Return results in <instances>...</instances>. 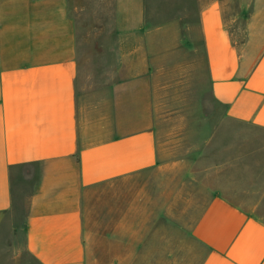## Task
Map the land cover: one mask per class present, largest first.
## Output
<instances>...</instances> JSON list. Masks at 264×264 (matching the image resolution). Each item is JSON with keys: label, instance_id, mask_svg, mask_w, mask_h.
<instances>
[{"label": "crops", "instance_id": "crops-1", "mask_svg": "<svg viewBox=\"0 0 264 264\" xmlns=\"http://www.w3.org/2000/svg\"><path fill=\"white\" fill-rule=\"evenodd\" d=\"M192 4L152 21L146 0H112L92 57L62 0H0V264H264V139L208 163L211 135L171 163L157 132L178 70L158 56L178 51L204 58L229 135L264 134V0ZM102 185L129 194L90 211Z\"/></svg>", "mask_w": 264, "mask_h": 264}, {"label": "rangeland", "instance_id": "rangeland-1", "mask_svg": "<svg viewBox=\"0 0 264 264\" xmlns=\"http://www.w3.org/2000/svg\"><path fill=\"white\" fill-rule=\"evenodd\" d=\"M233 0L234 12L238 10V2ZM67 13L73 19L77 29L79 40L90 41L87 48L89 54L94 57L99 52L94 44L99 35L109 29L111 25L112 0H62ZM147 14L150 20L166 21L177 19L184 15L188 6H192L193 0H146ZM236 14V13H235ZM166 58V59H165ZM163 59H165L163 61ZM158 62H165V67L171 70L170 76L163 79L168 88L163 92L164 101L160 108L162 122L158 125L159 142L162 149L169 155L171 163L181 161L184 158L194 159L204 151L208 138L214 135L212 145L207 152H211L210 161L218 162L225 157L224 148L233 144L235 155L245 152L251 146L264 139V134L259 130L235 124L233 135H229L220 124L221 109L214 102L207 76L204 58L194 59L187 54H180L178 51L168 56L159 55ZM96 59L90 62V68L98 67ZM227 133V134H225ZM216 135V136H215ZM187 160V161H188ZM249 172H233V181L238 184H248L251 181ZM177 171L172 170L168 174V183L172 191L177 183ZM159 174H148L147 181H156ZM154 178L156 180H154ZM143 180V179H142ZM144 181V180H143ZM141 180L138 181L140 186ZM165 183V182H164ZM157 186V185H156ZM148 194L153 195V184L147 187ZM195 194H200L199 188H191ZM114 194L125 196L129 194L123 188L121 193L114 192L109 185H102L94 188L89 193L90 211H106Z\"/></svg>", "mask_w": 264, "mask_h": 264}]
</instances>
